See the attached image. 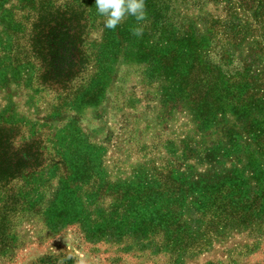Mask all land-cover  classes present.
Wrapping results in <instances>:
<instances>
[{"label": "rangeland", "instance_id": "rangeland-1", "mask_svg": "<svg viewBox=\"0 0 264 264\" xmlns=\"http://www.w3.org/2000/svg\"><path fill=\"white\" fill-rule=\"evenodd\" d=\"M94 2L0 0V142L32 155L0 179V264H264V103L222 97L264 92V0H146L142 37ZM73 10L86 68L44 81L35 26Z\"/></svg>", "mask_w": 264, "mask_h": 264}, {"label": "trees", "instance_id": "trees-1", "mask_svg": "<svg viewBox=\"0 0 264 264\" xmlns=\"http://www.w3.org/2000/svg\"><path fill=\"white\" fill-rule=\"evenodd\" d=\"M84 20L83 13L76 10H73L68 18L62 17L60 20H53L50 15L39 18L35 29L39 30L37 47L42 53L46 66L44 81L63 84L69 75L81 73L86 68L88 57L82 50L85 35ZM230 35L240 39V36L234 32ZM234 45H237V42ZM262 76L264 78V73ZM205 80L203 89L201 90L199 86L198 91H194V95L198 96V101L204 100L206 104H210L212 88L215 84L209 77ZM240 88L238 84H233L225 93L223 91L222 95L227 101L223 106L229 107L235 115L243 116V112L250 107L264 103L263 89L250 94L249 90L242 92ZM249 98L251 101H248ZM261 142H264V137ZM2 145L0 142V179H11L32 162V155L22 150L6 151Z\"/></svg>", "mask_w": 264, "mask_h": 264}, {"label": "clouds", "instance_id": "clouds-1", "mask_svg": "<svg viewBox=\"0 0 264 264\" xmlns=\"http://www.w3.org/2000/svg\"><path fill=\"white\" fill-rule=\"evenodd\" d=\"M94 6L96 14L103 18L105 29L115 30L128 17H132L137 25L132 28V35L143 36L144 22L148 18L146 0H95Z\"/></svg>", "mask_w": 264, "mask_h": 264}]
</instances>
